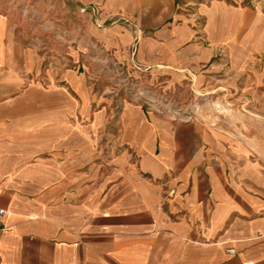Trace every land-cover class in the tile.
<instances>
[{
  "label": "crops",
  "instance_id": "obj_1",
  "mask_svg": "<svg viewBox=\"0 0 264 264\" xmlns=\"http://www.w3.org/2000/svg\"><path fill=\"white\" fill-rule=\"evenodd\" d=\"M213 99L264 114V5L0 0V264H264V170L229 162L259 152L205 156Z\"/></svg>",
  "mask_w": 264,
  "mask_h": 264
},
{
  "label": "rangeland",
  "instance_id": "obj_2",
  "mask_svg": "<svg viewBox=\"0 0 264 264\" xmlns=\"http://www.w3.org/2000/svg\"><path fill=\"white\" fill-rule=\"evenodd\" d=\"M239 1L257 6L264 5V0ZM114 69L117 71L116 76L123 74V67L113 64ZM120 84L122 85L120 92L126 94L129 100L138 102L156 112H167L177 116L187 115L185 111H188V107L184 103L175 100L167 91L155 89L151 85L146 86L131 75H125ZM135 96H138L139 99H136ZM159 97L165 105L158 110L148 107L144 103L148 102L150 104ZM232 100L213 99L209 102V107H207L206 101H200L201 104L204 102L202 104L203 108L198 110L200 112L195 115L196 119L203 124L206 133L204 152L208 155L205 154V156L210 157L209 155H211L217 159L221 154L233 153L236 143L242 140L249 141L252 143L250 147L254 146L258 149L260 157H233L229 160L230 168L239 169L243 165L251 166L254 163L255 165L259 164L260 169L264 170V114L249 112L245 105L237 107ZM218 141H221V143H218Z\"/></svg>",
  "mask_w": 264,
  "mask_h": 264
},
{
  "label": "built area",
  "instance_id": "obj_3",
  "mask_svg": "<svg viewBox=\"0 0 264 264\" xmlns=\"http://www.w3.org/2000/svg\"><path fill=\"white\" fill-rule=\"evenodd\" d=\"M136 99H139L138 96H135ZM141 100V99H140ZM142 102V100H141ZM146 103L145 105L148 106V107H152V108H155V109H159V108H162L165 104L164 102L162 103V99L161 97H159L158 99H156L154 102H150V104L148 102H144ZM5 210L3 208L0 207V217L4 214ZM2 227L0 225V231H1Z\"/></svg>",
  "mask_w": 264,
  "mask_h": 264
}]
</instances>
